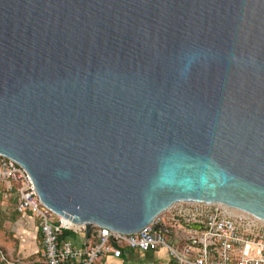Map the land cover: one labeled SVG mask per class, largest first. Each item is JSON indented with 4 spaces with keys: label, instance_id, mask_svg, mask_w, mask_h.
Instances as JSON below:
<instances>
[{
    "label": "water",
    "instance_id": "obj_1",
    "mask_svg": "<svg viewBox=\"0 0 264 264\" xmlns=\"http://www.w3.org/2000/svg\"><path fill=\"white\" fill-rule=\"evenodd\" d=\"M0 155L87 239L264 222V0H0Z\"/></svg>",
    "mask_w": 264,
    "mask_h": 264
},
{
    "label": "built area",
    "instance_id": "obj_2",
    "mask_svg": "<svg viewBox=\"0 0 264 264\" xmlns=\"http://www.w3.org/2000/svg\"><path fill=\"white\" fill-rule=\"evenodd\" d=\"M0 186L5 202L17 214H32L42 233L39 264H98L125 251L164 250L176 264H264V222L222 204L180 202L157 217L155 223L132 235L94 227L82 248L66 239L65 232L86 234L40 201L28 173L0 155ZM158 226L160 229H155ZM0 264H33L10 257L0 248Z\"/></svg>",
    "mask_w": 264,
    "mask_h": 264
},
{
    "label": "crops",
    "instance_id": "obj_3",
    "mask_svg": "<svg viewBox=\"0 0 264 264\" xmlns=\"http://www.w3.org/2000/svg\"><path fill=\"white\" fill-rule=\"evenodd\" d=\"M0 186V248L10 257L39 264L43 256L42 233L37 220L30 213L21 216L2 200ZM8 227V228H7ZM66 240L75 247L82 248L87 242V234L70 233ZM98 264H176L164 250L141 253L125 251L120 258L109 255Z\"/></svg>",
    "mask_w": 264,
    "mask_h": 264
},
{
    "label": "rangeland",
    "instance_id": "obj_4",
    "mask_svg": "<svg viewBox=\"0 0 264 264\" xmlns=\"http://www.w3.org/2000/svg\"><path fill=\"white\" fill-rule=\"evenodd\" d=\"M2 200L4 201V199H3V197H2ZM5 202V201H4ZM6 204H8V206L10 207V208H14L15 209V204L13 203V202H6ZM8 228V227H7Z\"/></svg>",
    "mask_w": 264,
    "mask_h": 264
},
{
    "label": "trees",
    "instance_id": "obj_5",
    "mask_svg": "<svg viewBox=\"0 0 264 264\" xmlns=\"http://www.w3.org/2000/svg\"><path fill=\"white\" fill-rule=\"evenodd\" d=\"M69 235H70V232H65L62 239H66V237Z\"/></svg>",
    "mask_w": 264,
    "mask_h": 264
},
{
    "label": "bare ground",
    "instance_id": "obj_6",
    "mask_svg": "<svg viewBox=\"0 0 264 264\" xmlns=\"http://www.w3.org/2000/svg\"><path fill=\"white\" fill-rule=\"evenodd\" d=\"M237 211H239V210H237Z\"/></svg>",
    "mask_w": 264,
    "mask_h": 264
}]
</instances>
